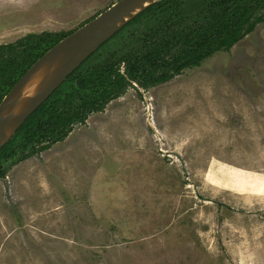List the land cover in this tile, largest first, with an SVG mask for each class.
Segmentation results:
<instances>
[{"label": "rangeland", "instance_id": "374dc122", "mask_svg": "<svg viewBox=\"0 0 264 264\" xmlns=\"http://www.w3.org/2000/svg\"><path fill=\"white\" fill-rule=\"evenodd\" d=\"M116 1L0 0V43ZM87 116L0 177V264H264V21Z\"/></svg>", "mask_w": 264, "mask_h": 264}, {"label": "trees", "instance_id": "16d2710c", "mask_svg": "<svg viewBox=\"0 0 264 264\" xmlns=\"http://www.w3.org/2000/svg\"><path fill=\"white\" fill-rule=\"evenodd\" d=\"M263 21L264 0L157 1L103 43L29 116L0 150V177L64 140L88 114L130 86L148 89L198 67L215 52L231 50ZM77 28L0 43V102L36 60Z\"/></svg>", "mask_w": 264, "mask_h": 264}, {"label": "water", "instance_id": "95a60500", "mask_svg": "<svg viewBox=\"0 0 264 264\" xmlns=\"http://www.w3.org/2000/svg\"><path fill=\"white\" fill-rule=\"evenodd\" d=\"M159 0H117L46 51L0 102V150L99 47Z\"/></svg>", "mask_w": 264, "mask_h": 264}, {"label": "crops", "instance_id": "0c3cea01", "mask_svg": "<svg viewBox=\"0 0 264 264\" xmlns=\"http://www.w3.org/2000/svg\"><path fill=\"white\" fill-rule=\"evenodd\" d=\"M103 163L100 164L99 169L96 170L95 174L100 173L102 178H105V176L109 175V173H111L109 170H107L104 165H102Z\"/></svg>", "mask_w": 264, "mask_h": 264}, {"label": "flooded vegetation", "instance_id": "af4514ba", "mask_svg": "<svg viewBox=\"0 0 264 264\" xmlns=\"http://www.w3.org/2000/svg\"><path fill=\"white\" fill-rule=\"evenodd\" d=\"M114 100H115V99H114ZM110 102H111V101H110ZM110 102H109V103H110Z\"/></svg>", "mask_w": 264, "mask_h": 264}]
</instances>
